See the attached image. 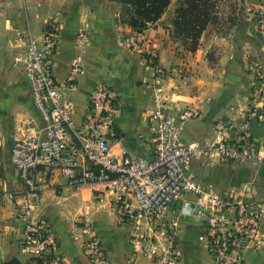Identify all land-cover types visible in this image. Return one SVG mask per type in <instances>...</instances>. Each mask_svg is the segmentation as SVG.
Returning a JSON list of instances; mask_svg holds the SVG:
<instances>
[{"label":"crops","instance_id":"0c3cea01","mask_svg":"<svg viewBox=\"0 0 264 264\" xmlns=\"http://www.w3.org/2000/svg\"><path fill=\"white\" fill-rule=\"evenodd\" d=\"M182 1L172 3L158 22L138 33L124 23L122 5L112 0H0V182L6 191L23 192L10 161L11 147L15 140L36 136L44 124L24 65L18 62L27 47L16 43L17 36L30 33L40 41L47 22L58 18L54 74L64 79L78 71L76 89L64 90L62 104L81 122L93 89L109 84L119 99L116 134L110 139L115 154L151 158L149 116L155 98L170 110L191 107L197 112L176 129L190 146L199 183V190L186 195L168 215L177 224L176 264H215L201 212L220 195L260 208V239L247 248L244 263L264 264V89L258 93L264 81V0L239 4L237 23L224 35L219 34L218 15L195 53L173 37ZM153 55L162 71L161 87L154 85V70L146 68ZM246 117L256 159L228 163L216 146L226 135L238 140ZM46 185L37 214L47 218L58 238L61 264H91L84 248L90 233L101 240L107 264H131L130 228L119 222L112 184L99 180L75 190L66 178L48 174ZM128 201L134 203L130 197ZM13 207L0 213V264L18 256L21 233ZM135 260L153 264L149 256Z\"/></svg>","mask_w":264,"mask_h":264},{"label":"built area","instance_id":"2783aa9c","mask_svg":"<svg viewBox=\"0 0 264 264\" xmlns=\"http://www.w3.org/2000/svg\"><path fill=\"white\" fill-rule=\"evenodd\" d=\"M60 42V21L52 18L43 30L42 40L20 33L16 43L26 46L24 65L33 101L44 124L37 135L15 140L10 161L24 190L6 191L0 182V213L8 205L20 228L18 257L39 264H61L60 244L49 221L37 212L47 188L46 176L57 174L75 190L99 180L112 184L119 202V222L130 228L129 243L136 256H149L153 264H176L177 224L168 218L175 204L197 192L199 183L192 168L193 156L176 132L177 126L197 117L191 107L173 111L155 98L149 116L151 158L143 160L113 152L110 139L116 134L119 99L106 83L97 85L81 122L62 104L65 89H76L77 70L59 79L53 60ZM156 55L147 59L154 70V85L162 86V71L156 68ZM263 93L264 81L259 82ZM263 118V114L259 115ZM240 138L228 135L217 144L224 159L242 163L254 155L249 146V119L241 125ZM247 143L249 146H247ZM132 198L134 203L129 202ZM207 230L209 252L215 264H245L244 254L260 239L261 210L254 202H236L230 196L211 199L201 212ZM85 252L91 264H107L101 240L89 234Z\"/></svg>","mask_w":264,"mask_h":264},{"label":"trees","instance_id":"16d2710c","mask_svg":"<svg viewBox=\"0 0 264 264\" xmlns=\"http://www.w3.org/2000/svg\"><path fill=\"white\" fill-rule=\"evenodd\" d=\"M122 5L123 21L138 33L158 22L174 0H112ZM217 0H183L175 12L173 37L195 53L201 38L219 14Z\"/></svg>","mask_w":264,"mask_h":264},{"label":"rangeland","instance_id":"374dc122","mask_svg":"<svg viewBox=\"0 0 264 264\" xmlns=\"http://www.w3.org/2000/svg\"><path fill=\"white\" fill-rule=\"evenodd\" d=\"M245 2H247V4H250L251 0H217L216 4H218L219 14H220L219 34L224 35V34L228 33L230 31V29L233 28V26L237 23V19L239 17V10H238L239 4H245ZM178 3H179V0H176V1H174L173 4H178ZM262 16L264 17V15H261L260 17L262 18ZM247 146H249L248 143H247ZM255 159H256V157L254 155H252L250 158H248L245 162H242V163H247V162H250V161L255 160ZM257 160H259V159H257ZM227 161H228V163H238V162H232L230 160H227ZM21 261L23 263H26V264H39L36 262H29V261L24 260V259H22Z\"/></svg>","mask_w":264,"mask_h":264},{"label":"water","instance_id":"95a60500","mask_svg":"<svg viewBox=\"0 0 264 264\" xmlns=\"http://www.w3.org/2000/svg\"><path fill=\"white\" fill-rule=\"evenodd\" d=\"M218 15H215L214 18H213V23L216 22V19H217ZM2 264H26V263H23L17 256L12 258L11 260L9 261H6V262H3Z\"/></svg>","mask_w":264,"mask_h":264}]
</instances>
